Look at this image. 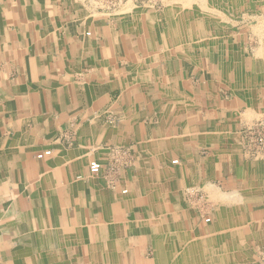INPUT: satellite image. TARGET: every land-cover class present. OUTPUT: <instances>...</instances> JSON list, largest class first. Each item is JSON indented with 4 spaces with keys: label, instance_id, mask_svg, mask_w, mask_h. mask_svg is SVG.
<instances>
[{
    "label": "crops",
    "instance_id": "obj_1",
    "mask_svg": "<svg viewBox=\"0 0 264 264\" xmlns=\"http://www.w3.org/2000/svg\"><path fill=\"white\" fill-rule=\"evenodd\" d=\"M88 1L0 0V264H257L264 47L211 0Z\"/></svg>",
    "mask_w": 264,
    "mask_h": 264
},
{
    "label": "rangeland",
    "instance_id": "obj_2",
    "mask_svg": "<svg viewBox=\"0 0 264 264\" xmlns=\"http://www.w3.org/2000/svg\"><path fill=\"white\" fill-rule=\"evenodd\" d=\"M89 1L96 2L94 5L97 6L121 2L119 7L121 9L136 6L156 13H161L170 2V0H104L105 3L102 1L100 3V0ZM211 4L215 7L218 18L221 16L226 20L229 28L227 30L230 31L228 35H231L232 41L234 42L235 38H242L240 40L242 57L247 61L254 60L258 50L264 47V0H211ZM261 129L264 131V119L254 122L247 132H253L255 135L257 132L262 133ZM255 260L257 264H264V246L257 250Z\"/></svg>",
    "mask_w": 264,
    "mask_h": 264
},
{
    "label": "built area",
    "instance_id": "obj_3",
    "mask_svg": "<svg viewBox=\"0 0 264 264\" xmlns=\"http://www.w3.org/2000/svg\"><path fill=\"white\" fill-rule=\"evenodd\" d=\"M101 1L103 3H105L104 0H100V3H101ZM120 4H121V2L119 4L109 2L106 6H105V4L104 5L101 4V7L116 11V10L120 9L119 8L121 6ZM108 122L112 123L113 119H109ZM261 128L263 129V124H261ZM249 135L254 138L255 143L259 148H261V149L264 148V131L263 130H262V133L257 132V134H255V135L253 134V132H249ZM50 154H51V151H46L44 154L38 155L37 158H42L43 156H48ZM125 156H126V152H123V151H121L119 154L116 153L113 156V158L111 159V162L108 165L109 174L113 175V174L117 173V170L119 167V159L121 157H125ZM101 170H102V165L99 162H97V161L90 162L89 172L91 174H93V175L99 174L101 172Z\"/></svg>",
    "mask_w": 264,
    "mask_h": 264
},
{
    "label": "bare ground",
    "instance_id": "obj_4",
    "mask_svg": "<svg viewBox=\"0 0 264 264\" xmlns=\"http://www.w3.org/2000/svg\"><path fill=\"white\" fill-rule=\"evenodd\" d=\"M185 1H187V0H185ZM189 1V0H188ZM178 2H180L181 3V1H178ZM194 2V1H193ZM176 3V2H175ZM187 3V2H186ZM197 5V4H196ZM212 11V10H211ZM208 12H210V11H208ZM214 13V12H213ZM215 14V13H214ZM196 20V19H195Z\"/></svg>",
    "mask_w": 264,
    "mask_h": 264
}]
</instances>
